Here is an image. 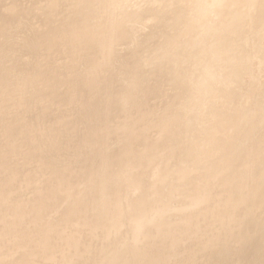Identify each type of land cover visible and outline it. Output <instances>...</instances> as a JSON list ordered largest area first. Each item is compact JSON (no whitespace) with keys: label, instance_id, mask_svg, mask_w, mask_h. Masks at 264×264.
<instances>
[{"label":"rangeland","instance_id":"obj_1","mask_svg":"<svg viewBox=\"0 0 264 264\" xmlns=\"http://www.w3.org/2000/svg\"><path fill=\"white\" fill-rule=\"evenodd\" d=\"M160 1L175 13L159 19ZM147 8L155 22L142 24L154 31L126 28ZM231 19L227 39L219 29ZM158 61L172 70L159 90L148 75ZM74 72L87 90L70 92ZM211 73L224 91L218 100L205 98ZM184 82L189 107L166 112L171 93L184 98ZM39 84L68 97L42 102L40 121L29 110ZM144 147L123 171L119 155ZM44 154L59 159L53 172ZM0 182V264H106L115 251L116 264H264V0H0ZM74 197L85 200L72 216L65 200Z\"/></svg>","mask_w":264,"mask_h":264},{"label":"bare ground","instance_id":"obj_2","mask_svg":"<svg viewBox=\"0 0 264 264\" xmlns=\"http://www.w3.org/2000/svg\"><path fill=\"white\" fill-rule=\"evenodd\" d=\"M150 1H152V0H150ZM153 1H156V0H153ZM171 0H169V2H170ZM161 3H159L158 2V4H156L157 6L158 5H160L159 7H161V9H158L157 10V13H158V17H159V19H165V17L167 16V15H169L170 13H175V9L174 8H170L169 10L167 9V11H165V10H162V9H166V7H168L167 5H164V4H162L163 3V1H160ZM153 4H155V2L153 3ZM169 4V3H168ZM155 9V8H154ZM156 10V9H155ZM155 10H153L152 8H147V10H146V12H145V9L143 10V12L142 13H140V14H136L129 22L127 21H125L126 23H125V26H126V28L127 27H130V26H132V24L133 25H139V24H141V25H145V24H142V23H144L143 21H145V20H150L151 19V23L153 24V22H155L154 20H152V18H151V13H155ZM145 12V13H144ZM148 20V21H149ZM164 22V24H163V26H165L166 25V20H164L163 21ZM149 23V24H148ZM148 23H146L149 27H147L146 25V28H148L149 29V31H154L153 30V28H151V27H153L154 25H152L150 22H148ZM152 25V26H151ZM145 26H144V28H145ZM151 26V27H150ZM232 27H233V22H232V19L225 25V26H223V27H221L219 30L220 31H223L225 34H226V36H227V39H229L230 37H231V34H232ZM218 31V30H217ZM216 31V32H217ZM123 34V33H122ZM129 35L128 34H124V35H122L121 36V40H123L124 42H126V41H128V39H129ZM152 41H147V43H149V45H152L153 44V42L151 43ZM226 44H227V42H225ZM166 62H168L169 63V65L167 64L166 65ZM152 65H150V66H155V67H158L159 69H157V68H155L154 67V69H153V73L154 74H152V73H148V75L150 76V77H152L153 79H155L156 80V84L159 86H155L156 88H157V90H159L160 89V84L161 83H168L169 85H171V81L170 82H168V81H166V74L168 73V71L171 69L170 68V65H171V62H169V61H158V62H156V63H151ZM111 65H113V66H115V64H111ZM170 68V69H169ZM161 69V72L159 73V74H155L156 72H158L159 70ZM207 69V68H206ZM208 70V69H207ZM171 72H172V70H170ZM220 76H217V75H214V74H210L209 75V77L207 78V80H208V84L209 85H211V86H205V89L204 90H209V93L208 94H206L205 96V98H208V97H211L212 95L214 96V95H216V97H213L212 96V98L211 99H213V98H215V99H217L218 100V98H223V97H225V96H223V95H220V92H224L223 90H221V83H220ZM154 80V81H155ZM41 84V83H40ZM38 85L37 86V88L35 89L36 90V100L35 101H33V103L32 104H30V108H29V110L30 109H32V108H38V116H37V118L39 119V121H40V117L42 118V115H46V113L45 112H42V110L44 109L42 106H41V103L42 102H52V101H56L55 99L56 98H61V97H63L65 100L68 98V97H66L65 96V94L63 93V92H60L59 90H58V88L57 87H51L50 89H48V90H46V91H43V89H42V85ZM69 86H72V89H73V91H70V92H72V94H73V92L75 93L76 91H80L81 89L82 90H87L88 89V84H87V82L85 81V79L80 75V76H78L77 75V73H75L74 72V75H73V78H72V81H71V83H69L68 84ZM164 85V84H163ZM187 86H189V87H187ZM186 87V88H185ZM165 88V87H164ZM163 88V89H164ZM186 89V90H184L185 91V93H184V95L186 94V98H185V96L183 95V97L184 98H181L182 96H181V94H177V93H171L169 96H168V99H167V102H165L166 103V108L167 109H165V111L167 112H173V114L175 115L176 113H180L182 110H185L187 107H189V105H188V103H187V99H188V97L190 96V94H191V92H192V89H191V85L188 83V82H184V87H183V89ZM182 89V90H183ZM34 90V91H35ZM174 90V89H173ZM33 91V92H34ZM183 91V92H184ZM251 91V90H250ZM233 92H235V93H237L238 95H240L245 101V103H246V101H249L250 102V100H249V98L251 97L249 94H246V92L247 91H245L244 90V92L242 93V95H241V91L239 92L237 89H234L233 90ZM252 92V91H251ZM250 92V93H251ZM65 93H67V92H65ZM155 93H157L156 91H155ZM170 93V92H169ZM249 93V92H248ZM62 95V96H61ZM204 95V94H203ZM152 95H149V96H147L146 97V99L143 101L145 104H148V98L149 97H151ZM73 97H75V96H73ZM158 99V98H157ZM181 99H184V104H181L182 102L180 101ZM64 100V101H65ZM204 102L202 103V108L206 105V103H207V100L206 99H202ZM216 100V101H217ZM154 101V100H153ZM159 101V100H158ZM252 101V100H251ZM60 102V101H59ZM209 102V101H208ZM220 102V101H219ZM53 103V102H52ZM63 103V102H62ZM151 103V102H150ZM53 104H55V103H53ZM251 104V103H250ZM45 106V105H44ZM170 108H171V111H170ZM122 109L123 110H126L124 107H122ZM122 109H120L118 112H117V118L119 119V120H122V119H124V117H125V115H124V112H123V110ZM212 109H214V108H212ZM205 113H211V110L209 109V108H207V106L205 107ZM212 116V115H211ZM213 117V116H212ZM220 118H218V120H219ZM230 119H233V117H230ZM145 120V119H144ZM209 120V119H208ZM220 121V120H219ZM128 123V122H127ZM138 123V122H137ZM49 124V123H48ZM48 124H46V122H44L43 121V123H42V125H41V128H52V126L50 127ZM78 125V124H77ZM151 125L153 126V124L151 123ZM73 126H75V125H72L71 126V128H66V129H68V130H71V131H68L67 133H66V135H65V137L67 138V139H71V136L72 135H74V128H76V127H73ZM123 126H127L128 128H130L131 127V125H124L123 124ZM134 126H135V124H134ZM140 126H143V125H140ZM55 127V126H54ZM77 127H79V126H77ZM145 127V126H144ZM165 127H167V125L165 124ZM58 128V127H57ZM133 128V127H132ZM154 128V127H153ZM158 129L159 130V126L158 127H155V129ZM156 129V130H157ZM134 130V129H133ZM132 130V131H133ZM135 130H137V129H135ZM87 131H88V129H87ZM142 131H143V127H142ZM144 133V132H143ZM69 134V135H68ZM179 135V134H178ZM177 136V135H176ZM64 137V138H65ZM150 137V136H149ZM181 137V136H180ZM159 139V142H157V145H159V146H161V143H162V148H165V147H163V144H164V141H166L167 143H168V141H167V139L166 140H164L163 142H160V137L158 138ZM176 139V138H175ZM180 140H181V138H179ZM142 140H143V142L146 144V146H147V144H149V142L147 143V139H145V137L144 138H142ZM168 140H170V139H168ZM176 141V140H175ZM78 142V141H77ZM153 142V141H152ZM68 143V142H67ZM79 143V142H78ZM175 143V142H174ZM181 144H183L182 142H180ZM179 143V144H180ZM36 144H39L40 145V143H36ZM167 145V144H166ZM58 146V145H57ZM56 146V147H57ZM78 146V145H77ZM149 146V145H148ZM165 146V145H164ZM167 147V146H166ZM78 148V147H77ZM154 148V147H153ZM175 148H176V145H175ZM55 149V148H54ZM61 149V148H60ZM60 149H58L60 152H62ZM63 149V148H62ZM145 149H147L146 147H144V148H142V149H132V151L130 152V156H120L119 155V158H121V157H123V160H122V166H123V171H129V170H131V169H133V168H131L130 166V160H128L129 158H131L132 156H136V154H139L140 152H142L143 150H145ZM168 150V149H167ZM40 151V148H39V150H38V152ZM130 151V150H129ZM38 152H37V149H36V153H37V155H38ZM56 152V151H55ZM58 152V151H57ZM63 152H64V149H63ZM69 153V152H68ZM40 154V153H39ZM44 155H47V154H44ZM159 155H161V154H159ZM63 156V155H62ZM62 156L60 157V158H62ZM75 156H76V154H75ZM78 156V155H77ZM145 156V155H144ZM115 157V156H114ZM52 157H51V155H47V157H45V156H42V160L44 161V160H46L47 159V161L45 162V164H46V166H48L47 168H49L50 169V171H52L53 170V168H56L57 166H58V164H57V160H59L57 157H54V159H51ZM63 158H64V156H63ZM62 158V159H63ZM68 158V157H67ZM144 157H141V159H143ZM78 159H79V157H78ZM140 159V160H141ZM66 160V159H65ZM73 160V159H72ZM139 160V161H140ZM61 161V160H60ZM71 161V160H70ZM143 161V160H142ZM162 161V160H161ZM165 161V160H164ZM141 162V161H140ZM140 162H139V165H140ZM66 163V162H65ZM64 164V163H63ZM63 164H60V165H63ZM114 164V163H113ZM59 165V166H60ZM143 165H144V163H143ZM152 165V164H151ZM62 167V166H61ZM141 167H142V165H141ZM140 167V172H141V168ZM144 167V166H143ZM58 168H60V167H58ZM101 168H103V167H101ZM146 168H149V167H146ZM150 168H151V166H150ZM8 169V168H7ZM118 169V168H117ZM120 169V168H119ZM199 169H201V168H199ZM68 170V169H67ZM65 168H64V170H62V171H60V172H57V174H59V173H65L66 171H67ZM120 170H122V169H120ZM147 170V169H146ZM145 170V172L147 173V175L149 174L148 173V171L149 170H147L146 171ZM151 170V169H150ZM178 170V173H177V176H178V178L179 179H181V178H183V175H182V171H181V168H179V169H177ZM144 171V170H143ZM142 171V172H143ZM53 172V171H52ZM151 172H152V170H151ZM165 172H167V171H165ZM174 173V172H173ZM144 174V177H145V173H143ZM152 174V173H151ZM163 174V173H162ZM167 174V173H166ZM147 175H146V177L145 178H147ZM164 175V174H163ZM170 175V174H169ZM149 176H151V175H149ZM166 176V175H165ZM129 177H131V176H129ZM171 177V176H170ZM151 178V177H150ZM144 179V178H143ZM152 179H154V178H152ZM145 180V179H144ZM151 180V179H150ZM46 181H48V180H46ZM58 181V180H57ZM93 181V180H92ZM147 181V180H146ZM153 180H151L150 182H152ZM44 182V181H43ZM60 182H62V180L60 181ZM131 182V181H130ZM2 182H0V184H1ZM59 183V182H58ZM137 183V182H136ZM135 183V181H134V183L132 182V184H136ZM147 183H148V181H147ZM11 184V182H4V186H8V185H10ZM44 184L46 185V182H44ZM60 184V183H59ZM58 184V185H59ZM91 185L89 186L90 188H96V184L94 183V182H92V183H90ZM152 184V183H151ZM56 185H57V182H56ZM66 185H67V183H66ZM77 185V184H76ZM137 188H139V185H140V183H137ZM1 186V185H0ZM4 186L2 187V189L4 188ZM60 186V185H59ZM72 186V185H71ZM71 186H69V187H71ZM73 186H75V185H73ZM95 186V187H94ZM39 187V186H38ZM89 187H87V188H89ZM106 186H103V188H105ZM134 187H135V185L133 186V189H134ZM147 187V186H146ZM145 187V188H146ZM169 187H171V186H169ZM173 187V186H172ZM59 188V187H58ZM89 188V189H90ZM137 188H136V190H137ZM144 188V187H143ZM175 188V187H174ZM34 189H35V187H34ZM89 189H87V190H89ZM94 189H92L91 191H93ZM132 189V190H133ZM151 191H152V189L151 188H149ZM66 190V189H65ZM65 190H64V193H65ZM67 190H68V188H67ZM78 190V189H77ZM143 190V189H142ZM69 191V190H68ZM85 191V190H84ZM138 192H139V189L137 190ZM154 191V190H153ZM156 191V190H155ZM42 192H43V190H42ZM136 192V191H135ZM57 193V192H56ZM133 193V194H132ZM131 193V195H134V192H132ZM137 193V192H136ZM152 193V192H151ZM58 194V193H57ZM57 194H55V195H57ZM63 194V193H62ZM72 194V193H71ZM77 194H78V192H77ZM38 195V194H37ZM54 195V194H53ZM65 195H66V193H65ZM67 195H69V192H68V194ZM66 195V196H67ZM69 196H71V195H69ZM68 196V197H69ZM76 196V195H75ZM64 197V196H63ZM51 198H52V196H51ZM70 198V197H69ZM68 198V200H65V201H67L68 202V204H67V207L69 208V210H71L72 212H71V214L70 215H72V216H74V215H76V213L77 212H75L77 209H79L80 208V206L82 205V203L84 202V200H85V198L84 197H79V199H77V198H72V199H69ZM54 199V198H53ZM55 199H57L56 197H55ZM64 199V198H63ZM77 199V200H76ZM93 199V198H92ZM76 200V201H75ZM47 201V200H46ZM54 201V200H53ZM64 201V202H65ZM64 202H62V203H64ZM66 202V203H67ZM48 203V202H47ZM46 203V204H47ZM50 203H52V201L50 202ZM54 203V202H53ZM65 203V204H66ZM96 203V202H95ZM176 204V203H175ZM64 205V204H63ZM29 206V205H28ZM156 207V206H155ZM158 207V206H157ZM59 208V207H58ZM171 208H172V206H171ZM176 208H178V207H176ZM60 209V208H59ZM156 209V208H155ZM157 210V209H156ZM158 210H159V208H158ZM157 210V211H158ZM169 210H170V208H169ZM176 210V209H175ZM174 209H171V212L173 211H175ZM52 211V210H51ZM60 211H61V216H64V211H62L61 209H60ZM104 211H108L107 209H104ZM159 212V211H158ZM176 212H178V210H176ZM24 213V212H23ZM168 212H165V214H167ZM179 213V212H178ZM54 214H56V213H54ZM157 214V213H156ZM169 214H170V212H169ZM180 214V213H179ZM24 215V214H23ZM32 215V214H31ZM31 215H30V217H31ZM164 215V214H163ZM21 216V215H20ZM19 216V217H20ZM26 216V215H25ZM34 216H37V215H34ZM55 216V215H54ZM156 216V215H155ZM23 217V216H22ZM171 217V216H170ZM18 218V217H17ZM168 218V217H167ZM19 219V218H18ZM20 219H21V217H20ZM26 219V218H25ZM28 219H30V218H28ZM32 219H34V217L32 218ZM162 219V216H157L156 217V222H158L159 220H161ZM171 219V218H170ZM177 219V218H176ZM35 220L36 219H34V220H32L33 222H35ZM142 220H143V218H142ZM16 221V220H15ZM23 221V220H22ZM139 221H141V220H139ZM144 221V220H143ZM178 221V220H177ZM31 221H28V223H30ZM161 221H159L158 223H160ZM163 222V221H162ZM258 222H259V224L260 225H263L264 226V220H261V217H260V219L258 220ZM155 223V222H154ZM185 223V222H184ZM44 224V223H43ZM163 224V223H162ZM25 225V224H24ZM30 225H32V224H30ZM42 225V224H41ZM40 225V226H41ZM142 225H144V222L143 223H140L139 224V226H142ZM149 225V224H148ZM155 225V224H154ZM156 225H158V224H156ZM174 225V224H173ZM28 226V225H27ZM38 226V225H37ZM46 226H52V225H50V224H47ZM31 227V226H30ZM36 227V226H35ZM77 227V226H76ZM181 227V226H180ZM22 228L24 229V227L22 226ZM33 228V227H32ZM46 228H48V227H46ZM182 228V227H181ZM156 229V228H155ZM32 230H34V229H32ZM31 230V232H33ZM43 230H47V229H43ZM146 230H148V229H146ZM150 230V229H149ZM30 231V230H29ZM35 231H36V229H35ZM51 231V230H50ZM133 231L137 234V233H139V227H138V225L135 227V228H133ZM151 231V230H150ZM53 232L55 233V230H52L51 231V233L53 234ZM182 232V231H181ZM5 233V232H4ZM23 233H24V230H23ZM26 233V232H25ZM24 233V234H25ZM42 233H44V232H42ZM154 233H156V231H154ZM157 233H158V231H157ZM156 233V234H157ZM47 234V233H46ZM170 234V233H169ZM151 235V234H150ZM150 235H148V237L150 236ZM177 235V234H176ZM2 236V235H1ZM20 236V235H19ZM52 236V235H51ZM50 236V237H51ZM18 237V236H17ZM22 237V236H21ZM21 237H20V239H21ZM24 237V236H23ZM30 238H32L31 236H29ZM29 237H28V239H29ZM43 237V236H42ZM46 237H47V235H46ZM52 238V237H51ZM57 238V237H56ZM159 238H162V237H159ZM171 238V237H170ZM24 239V238H23ZM26 239V238H25ZM24 239V240H25ZM27 239V240H28ZM49 239L50 238H45V241H46V243L48 244L49 243ZM164 239V238H163ZM19 240V239H18ZM30 240V239H29ZM53 240V239H52ZM52 240H50V241H52ZM173 240V239H172ZM171 240V242H173L174 243V241H172ZM258 240H259V237L255 240H253V241H248L245 245H253V244H255L256 242H258ZM21 241V240H20ZM32 241H34L33 239H32ZM42 241H44V240H42ZM54 241V240H53ZM142 241H144V240H142ZM162 241V240H161ZM26 242V241H25ZM23 243L24 245L25 244H28V243ZM28 242V241H27ZM36 242V241H35ZM157 242H160V241H157ZM170 242V243H171ZM42 243V242H41ZM51 243V242H50ZM49 243V244H50ZM161 243V242H160ZM160 243H158V244H160ZM167 243V242H166ZM20 244V246H21V243H19ZM48 244V245H49ZM125 244H126V242H125ZM148 244V243H147ZM24 245H22V246H24ZM44 245V244H43ZM55 245V243H53V246ZM178 245H179V243H178ZM46 247H47V245H45ZM50 246H51V244H50ZM50 246H49V248H50ZM149 246H152V245H149ZM17 247V246H16ZM30 247H31V245H30ZM29 247V248H30ZM41 247V246H40ZM55 247V246H54ZM126 247V246H125ZM142 247V246H141ZM147 247V246H146ZM178 247V246H177ZM182 248H183V246H181ZM18 248V247H17ZM34 249L36 248L35 246L33 247ZM39 248V247H38ZM45 247L43 246V249H44ZM48 248V249H49ZM127 248V247H126ZM137 248V247H136ZM169 248H170V246H169ZM176 248V247H175ZM180 248V247H179ZM245 248H246V246H245ZM20 249V248H19ZM52 250H53V247L51 248ZM119 249H120V247H119ZM146 249V248H145ZM145 249H144V251L143 252H145ZM151 249V248H150ZM181 249V248H180ZM179 249V250H180ZM40 250H41V248H40ZM55 250V249H54ZM53 250V251H54ZM123 250V249H122ZM127 250V249H126ZM125 250V251H126ZM143 250V249H142ZM141 250V251H142ZM18 251V250H17ZM47 250H45V252H46ZM147 251V250H146ZM155 251V250H154ZM157 251V250H156ZM15 252V251H14ZM43 252V251H42ZM48 252V251H47ZM58 252V251H57ZM116 253H114V254H112V256L110 257L111 258V260L109 261H107L106 262V264H116V260H117V257H119V255H121V254H119V252H117V251H115ZM135 252L136 251H134V254L131 256L132 258V260H138L140 257H141V255L138 253H136L135 254ZM149 252V251H148ZM39 253V252H38ZM40 253H41V251H40ZM44 253V252H43ZM42 253V254H43ZM150 253H152V252H150ZM41 254V255H42ZM48 254V253H47ZM46 254V255H47ZM158 254V253H157ZM172 254H176L175 253V249H173V252L169 255V258H170V256L172 255ZM14 255V254H13ZM43 255H45V253L43 254ZM146 255V254H145ZM148 255H149V253H148ZM153 255V254H152ZM14 257V256H13ZM12 257V258H13ZM16 257V256H15ZM36 256H34V258H35ZM143 257H144V255H143ZM147 257V256H146ZM156 257V256H155ZM43 258V257H42ZM45 258V257H44ZM43 258V259H44ZM109 258V259H110ZM120 258V257H119ZM118 258V259H119ZM150 258V257H149ZM152 258H154V256L152 257ZM35 259H37V258H35ZM56 259V258H55ZM65 259V258H64ZM144 259H145V257H144ZM34 260V259H33ZM52 260V262L54 261L53 259H51ZM157 260V259H156ZM61 261V260H60ZM65 261V260H64ZM140 261V260H139ZM146 261V260H145ZM148 261V260H147ZM43 262V261H42ZM47 262V261H46ZM72 262V261H71ZM38 263V262H37ZM44 263V262H43ZM42 263V264H43ZM57 263V262H56ZM64 263V262H63ZM75 263V262H74ZM73 263V264H74ZM136 263V262H135ZM144 263H146V262H144ZM189 262H187L186 264H188ZM51 264V263H50ZM60 264V263H59ZM66 264H68V263H66ZM122 264V263H121ZM148 264V263H147ZM171 264V263H170ZM174 264H179V260H177ZM183 264H185L184 262H183Z\"/></svg>","mask_w":264,"mask_h":264}]
</instances>
